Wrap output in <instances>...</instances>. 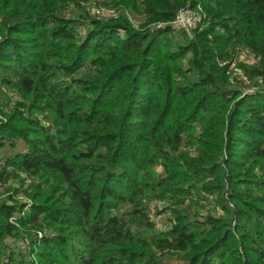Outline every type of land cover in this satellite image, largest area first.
Here are the masks:
<instances>
[{
  "label": "trees",
  "instance_id": "obj_1",
  "mask_svg": "<svg viewBox=\"0 0 264 264\" xmlns=\"http://www.w3.org/2000/svg\"><path fill=\"white\" fill-rule=\"evenodd\" d=\"M0 188V264H264V0H0Z\"/></svg>",
  "mask_w": 264,
  "mask_h": 264
},
{
  "label": "built area",
  "instance_id": "obj_2",
  "mask_svg": "<svg viewBox=\"0 0 264 264\" xmlns=\"http://www.w3.org/2000/svg\"><path fill=\"white\" fill-rule=\"evenodd\" d=\"M91 13L94 17L98 19H111V18H117L118 12L114 8H108V7H102V6H93ZM206 20V16L200 6H197L196 8H191L189 6H186L182 9H180L176 15L173 17L171 21L168 23H160L154 26L155 30L163 29L165 27H170L173 30H179V31H185V32H191L200 27L203 22ZM258 58L247 53L242 52L238 58L229 64L227 69V75L230 76V81L233 84H236L238 82L243 83L245 85H248L249 82L247 81V78L241 68L238 67L239 63L246 64L248 66L256 65L258 63ZM223 66V64H221ZM248 91H245L243 94H247ZM20 201H23L24 198L21 196L17 197ZM152 208L154 206H157L159 210L162 209L161 206L163 204L161 202L154 203ZM153 218V216H152ZM166 216L164 214L158 215V218L156 221L157 223V229L159 231H165L167 228H169L170 224L167 222H164V219Z\"/></svg>",
  "mask_w": 264,
  "mask_h": 264
},
{
  "label": "rangeland",
  "instance_id": "obj_3",
  "mask_svg": "<svg viewBox=\"0 0 264 264\" xmlns=\"http://www.w3.org/2000/svg\"><path fill=\"white\" fill-rule=\"evenodd\" d=\"M192 32H193V31L188 32V33H192ZM7 94H8V96L11 97L12 99H15V98H16L14 94H11V93H7ZM22 148H23V144H21V143L19 144V146H18L16 149L5 148V150H4V154H6V155H12L13 153H15V152L21 150ZM156 172H157L158 174H161V173H162L161 168H160V167H157ZM0 191H2L1 188H0ZM17 200H19V199H17ZM19 201H20V200H19ZM152 205H155V204L152 203ZM152 205H151V207H153ZM153 212H154V210H153ZM153 212H152L151 216H153V220H157L158 215H156V213H153Z\"/></svg>",
  "mask_w": 264,
  "mask_h": 264
}]
</instances>
